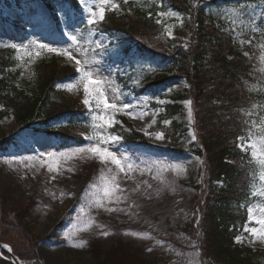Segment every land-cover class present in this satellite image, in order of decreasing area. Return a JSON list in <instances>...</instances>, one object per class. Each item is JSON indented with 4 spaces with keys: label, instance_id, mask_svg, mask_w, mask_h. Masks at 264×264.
<instances>
[{
    "label": "rangeland",
    "instance_id": "374dc122",
    "mask_svg": "<svg viewBox=\"0 0 264 264\" xmlns=\"http://www.w3.org/2000/svg\"><path fill=\"white\" fill-rule=\"evenodd\" d=\"M108 7L110 8V5ZM232 8L240 9L236 6L229 7L226 13L230 17L232 15L228 10ZM246 8L232 16L231 26L233 29L246 27L250 30L249 37L255 35L253 38L257 39L253 46L255 51L253 71L256 73L254 76L256 79L250 83V89L256 94L260 92V97H257L253 104L251 118L253 127L251 138L253 141H259L264 137V9L261 12L259 10L250 12L249 8ZM56 11L61 20L58 30L54 28L44 7L40 6L37 13L30 14L26 6L17 9L13 3L0 0V50H11L13 65L9 70L14 76L16 88L28 91L34 86L40 65L44 63L55 60L59 66L70 64L76 68L74 61L57 53L23 47L31 40H39L52 47H67L71 42L63 35L65 31L76 26L86 30V20H83L82 16L79 21L82 23H78L69 20L73 17V12L68 15V19H64V13L58 9ZM160 13H165L159 16L164 34L168 37L165 26L172 27L173 38L174 28L182 23V14L169 3L162 5ZM4 16H7V19H4ZM257 17L262 21L261 24L256 21ZM233 20L236 23H233ZM17 21L23 26L20 27ZM235 36L239 41L247 42L244 33L239 34L235 31ZM92 39L101 41L106 47L109 37L106 33L96 32L93 33ZM12 44L20 46L21 50L13 49ZM91 47L90 43L82 41L81 50L89 49L88 55L94 59L103 75L112 81L113 92L123 103L136 106L133 108L135 118L124 113H116L115 119L118 123L109 128L108 132L121 137L118 144L111 146V150L116 151L118 155L129 157L131 162L139 165V168L127 175L117 174V181L122 189L117 194L122 200L115 203L105 202L106 207L115 208L116 211L109 212L105 208L89 205L88 201L93 199L94 191L88 187L89 184H99L101 170L107 174L108 168L111 167L115 171V166L102 165L94 158L77 157L62 162V167L58 171L49 172L47 164L41 163L47 159L46 157L23 161L13 159L83 147L89 140L83 144L72 140L67 143L59 136L51 135L47 128L41 127L40 123L44 120L42 117L39 118V115L33 120L19 122L10 111L0 119V142L11 139L7 148L4 151L0 150V198L4 201V207L1 205L2 219L5 222H14L20 216L30 225V237L35 242L34 255L39 260L38 264H207L205 258L200 259L194 243L176 229L177 225L196 218L198 214L196 200L199 195L197 188L203 181V175L200 173L202 159L188 151L195 143V139H192L194 135L192 101L179 98L174 101V96L186 89L185 79L168 73L171 77L157 95L153 96L151 92L135 95L130 89L123 88L119 76L130 74L129 84H137L145 76L144 70H151L148 63L138 60L136 63H139V67L134 65L137 72L131 74L132 65L121 64L120 58L111 63L107 59L110 56L108 50L101 52L98 49L93 54ZM37 51L40 53L39 56L35 55ZM72 51L83 61L84 55L81 52H77L75 48ZM29 52L32 53L31 57L28 55ZM112 69L118 71L113 73ZM69 84H74L75 87L69 90L67 87ZM54 86L65 91L68 94L67 98L74 96L82 101L84 99L79 74L76 77H59ZM109 95L111 96L112 92ZM172 102L180 105L177 113L171 117L166 116L168 114L166 112L163 117L161 116L162 121L158 123L166 104ZM2 109L3 106L0 104V110ZM141 112H146L147 115L141 117ZM120 116L132 125L133 130L151 133L147 136L144 134L145 143L139 141L126 143L121 136L124 130H118L121 135L112 130L114 126L122 125ZM173 122L177 124L175 133ZM92 123L90 115L89 127L86 130L88 136L93 134ZM67 132L74 135L72 130ZM156 132H162L164 138L155 139ZM172 165L183 170L173 172L169 167ZM158 168L168 170L158 173L156 171ZM259 171L262 169L259 168ZM252 191L258 196V200L249 207L254 209V214L259 215V209L264 207V182L258 179L253 184ZM81 204L84 205V213L80 212ZM87 220H92L93 223L87 230H82L83 222ZM243 228L237 235L241 240L235 242L253 250H263L264 240L254 239L244 232ZM103 231H107L109 235H101ZM133 232L146 235H132ZM65 233H68L67 237ZM80 240L86 241L83 247L72 246L78 244ZM256 262L264 264V257L258 258Z\"/></svg>",
    "mask_w": 264,
    "mask_h": 264
},
{
    "label": "trees",
    "instance_id": "16d2710c",
    "mask_svg": "<svg viewBox=\"0 0 264 264\" xmlns=\"http://www.w3.org/2000/svg\"><path fill=\"white\" fill-rule=\"evenodd\" d=\"M182 1L187 6L183 7L178 0H119V16L113 15L98 28L111 39L109 49L116 57L130 64L139 59L159 67L157 75L140 91H135L136 94L145 90L158 94L169 79L168 73L186 80L187 88L174 97L192 101L197 140L193 152L203 158V181L197 188L200 190L196 200L198 223L193 219L177 225L176 229L194 243L200 259L205 258L207 264H257L255 260L264 257V252L242 248L233 242L246 221L247 207L257 199L249 186L258 169L236 147L237 137H247L252 130L253 104L260 97V92L256 94L250 89V83L255 82L250 73L254 70L251 63L257 39L245 35L247 42L239 41L229 28L233 18L226 12L229 7L242 4L250 12H261L264 0ZM43 2L56 23L59 22L55 11L58 3L67 12H79L74 0ZM7 3L17 7L26 5L32 13L36 12V0H7ZM166 3L182 14V23L175 31L178 41H184L187 47L166 39L162 24L157 23V14ZM256 21L261 24L258 17ZM11 63V50H0V104L3 105L0 118L11 111L16 119L27 121L39 113L44 119L41 125L51 129L54 136L67 142L75 139L67 131L81 128L87 114L80 103L67 98L54 86L59 77L76 76L74 70L70 66L58 68L56 61L40 65L34 86L25 91L16 88L14 76L6 72ZM179 108V104H167V115L172 117ZM53 122L60 123L55 131L50 127ZM173 123L175 133L177 124ZM137 138H142L137 132H124V140ZM9 142L1 143L0 150L4 151ZM1 205L4 207L0 198V242L9 244L22 261L38 264L30 225L20 216L14 222H5ZM0 264L13 263L0 257Z\"/></svg>",
    "mask_w": 264,
    "mask_h": 264
},
{
    "label": "snow or ice",
    "instance_id": "6c2138e0",
    "mask_svg": "<svg viewBox=\"0 0 264 264\" xmlns=\"http://www.w3.org/2000/svg\"><path fill=\"white\" fill-rule=\"evenodd\" d=\"M126 2V0H125ZM78 5L82 9L83 20H86V30L85 28L76 26L71 28L69 31L63 33L67 37L69 43L67 47H52L47 43H42L39 40H31L28 45L23 47L27 49L32 47L33 49L46 50L51 53H57L58 55L66 57L70 61H74L76 65V72L79 74V84L82 85L84 99L83 104L87 106L88 112L91 114L92 119V129L93 134L86 137L89 140V143L83 147H76L65 151H48L45 153H39L36 157H21L13 159H20L21 161L39 159V157H46V160H42V164H47L49 172L58 171L62 167V162L71 161L74 158L81 159H97L102 165H112L115 166V171L111 167L108 168L107 174L101 170L99 176V184L91 183L89 188L93 189L92 197L93 199L88 201L89 205H95L96 207L105 208L106 211H116L115 208H108L105 206V202L115 203L122 200V197L117 193L122 191L120 184L117 181V174L124 173L130 174L136 168H139V165H135L131 162L130 158L118 153L114 150H111V146L118 144L121 140L119 135H114L108 132V129L111 128L114 124L118 123L115 119L116 113H124L125 115L132 116L135 118L133 108L135 105H130L123 103L119 96L113 92L112 81L103 75L100 69L96 66L94 59L88 55L89 49L84 48L81 50L82 41L85 43H90L92 45L91 52L94 54L98 49L101 52L105 51V45L101 41H94L92 39L93 33L101 32L98 28L100 22L105 19V13L107 10L116 11L119 9V4L115 3L114 0H77ZM110 5V8L108 7ZM247 5H241L240 9L232 8L228 12L232 16H236L240 13L241 9ZM58 10L64 12L65 15H68L66 8L58 3ZM151 15V13H150ZM157 15L163 16L165 13H158ZM174 15V13H173ZM78 23H82L78 22ZM157 23L160 24L161 20H157ZM233 23H236L233 20ZM255 31V29H254ZM165 32L168 37H172V27L165 26ZM251 41H249L250 43ZM11 47L17 51H20V46L12 44ZM187 47V44H185ZM75 48L77 52H81L84 55L83 61L78 59L74 54L72 49ZM37 51L35 55L39 56ZM246 56L248 53H244ZM29 57L32 56V53H28ZM113 73L118 71V69H112ZM69 90H72L75 87L74 84L67 85ZM112 92L110 96L109 93ZM191 102L189 101V104ZM94 105V107H93ZM141 117L147 115L146 112L140 113ZM146 136L151 135L148 131L144 133ZM164 134L162 132L155 133V139L162 140ZM193 135L192 139H195ZM240 141L237 144V147L241 149L242 152H246L250 155V163H258L259 168L262 169L259 174V181L264 182V137L259 141H253L251 135L247 138L244 136L237 137ZM250 150V151H249ZM171 170L173 172H180L181 169L178 166L172 165ZM71 171L72 169H68ZM149 167V171H151ZM167 168H158L156 171L158 173L167 171ZM143 171V169H141ZM162 183H168L167 181H162ZM83 199V196L81 197ZM123 210V209H121ZM248 216L247 221L244 224V232L250 234L254 239L264 240V207L259 209V215L254 214V209L248 207ZM80 212L84 213V205H80ZM93 223L92 220H87L83 222L82 230H87L90 225ZM254 224L256 226H249ZM102 227V226H101ZM101 235L107 236L109 233L103 231ZM127 234V233H126ZM132 235H146L144 233H131ZM65 236H68V233H65ZM235 240L239 242L241 240L240 236L235 237ZM86 241L80 240L78 244H73V247H83ZM4 247H7L5 245ZM151 250V249H148ZM11 251V249H9Z\"/></svg>",
    "mask_w": 264,
    "mask_h": 264
},
{
    "label": "water",
    "instance_id": "95a60500",
    "mask_svg": "<svg viewBox=\"0 0 264 264\" xmlns=\"http://www.w3.org/2000/svg\"><path fill=\"white\" fill-rule=\"evenodd\" d=\"M4 246H5V245H3L2 243H0V249H3V250H5V251H7L8 254L10 255V257L12 258V260H13V262H14L15 264H21V263L19 262V260L14 256V254H12L11 251H9L8 249H6V247H4Z\"/></svg>",
    "mask_w": 264,
    "mask_h": 264
}]
</instances>
